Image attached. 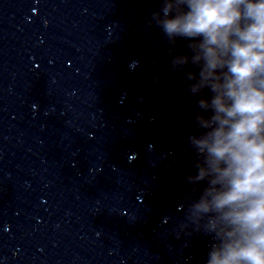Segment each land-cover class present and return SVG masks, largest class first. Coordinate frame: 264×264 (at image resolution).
<instances>
[{"label": "clouds", "instance_id": "9594fccd", "mask_svg": "<svg viewBox=\"0 0 264 264\" xmlns=\"http://www.w3.org/2000/svg\"><path fill=\"white\" fill-rule=\"evenodd\" d=\"M244 2L191 0V13L165 22L169 34H204L205 43L201 47L205 49L207 60L205 80L212 75V69L225 63L234 77L227 78L222 87L213 85L220 93L213 100L217 113L213 119L219 122V127L197 143L202 150L207 148L209 163L219 172L213 183L224 182L229 186V190L214 195L215 208L228 206L231 210L224 218L240 225L242 232L255 234L243 237L247 242L244 247L239 242L235 248L229 246L226 258L214 257L212 264H234L241 259L249 264H264V251H261L264 231L257 232L264 225V136L261 135L264 132V91L255 87L257 77L264 74V3L246 5V15L254 23L242 31L233 25L240 17L238 5ZM233 33L238 40L229 39ZM229 51L232 58L222 60L221 56ZM225 98L232 101L231 106L226 105ZM221 161L228 166L221 169ZM198 207L207 211L209 205L202 203Z\"/></svg>", "mask_w": 264, "mask_h": 264}]
</instances>
